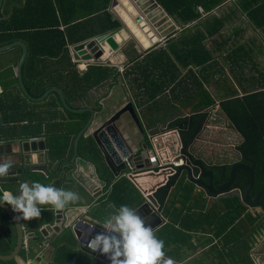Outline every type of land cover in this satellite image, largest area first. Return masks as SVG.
<instances>
[{
	"label": "crops",
	"instance_id": "crops-1",
	"mask_svg": "<svg viewBox=\"0 0 264 264\" xmlns=\"http://www.w3.org/2000/svg\"><path fill=\"white\" fill-rule=\"evenodd\" d=\"M155 1L177 29L149 47L130 32L142 31L136 15L127 9L118 11L113 7V0H4L1 15L22 20L26 25L55 23L60 31L70 34L78 43L112 33L118 29L112 30L113 24H119L122 29L112 38L116 51L111 56L104 55V62H77L72 56L74 44L69 45L71 65L78 75L73 76L68 85L71 103L78 107L71 108L92 109L98 117L105 114L108 118L131 102L140 115L144 134L129 114L124 116L127 131L121 129L135 149L143 151L142 146L146 145L148 150L153 149L159 161L172 160V146L179 142L181 135H159L179 130L186 140L201 137L207 154L212 155L207 163L215 166L217 172L221 166H227L229 171L238 158L233 147L244 144L246 137L250 142L254 136L255 141L260 139L264 145V0H161L167 3L169 11L160 0ZM20 53L12 49L0 54V95L5 87L19 86L16 69ZM64 67L65 70L70 68L69 63ZM47 98L37 102L45 100L44 104L48 103ZM0 99H4V104L11 100L2 96ZM14 107L6 115L0 113V124L6 119V129L12 134L17 132L21 139L2 144H19L21 153H29L35 162L36 153L42 154L49 170L48 175L27 171L22 164V180L31 183L35 182V176H40L44 185L52 184L80 196L78 202L70 203L61 211L43 206L42 210H48L47 217L51 221L42 229L47 225L58 227L57 231L52 230L56 233L55 239L66 229L75 236L71 224L83 219L100 227L94 221L103 222L117 209L104 199L122 178H127L143 198L159 181L147 176L145 170L122 172L115 177L106 163V169H99L86 161L80 154V145L78 152L74 148L75 139L83 129L78 134L71 133L77 130L78 122L69 120L64 108ZM73 113L91 116L89 111ZM28 119L33 120L29 127ZM24 130L29 137L22 138ZM257 131L261 136H255ZM56 140L64 152L61 160L50 157V145ZM68 141L69 146L65 148ZM6 183H16L14 194L19 195L21 181ZM162 205L163 223L154 233L170 225V234L176 239L167 247L165 256H169L166 258L171 257L179 264H201L198 260L211 251L212 259L207 264H264V210L259 205L251 207L233 193L213 196L190 188L171 192L167 199H162ZM210 221H214L215 228L224 224L237 238L240 233L248 232L241 228L242 222L249 228L248 263L241 260L234 236L229 242L223 233L209 226ZM75 239L81 250L76 236ZM229 250L231 256L225 253ZM42 255L44 262L51 264L53 254L45 252ZM39 256V253L28 256L22 264H34ZM94 258L111 264L108 258L109 262Z\"/></svg>",
	"mask_w": 264,
	"mask_h": 264
},
{
	"label": "water",
	"instance_id": "water-1",
	"mask_svg": "<svg viewBox=\"0 0 264 264\" xmlns=\"http://www.w3.org/2000/svg\"><path fill=\"white\" fill-rule=\"evenodd\" d=\"M3 4L4 0H0V17ZM113 7L120 12L126 9L131 10L136 15V21L143 27L142 32L147 28L148 31L152 32L157 38L156 42L168 38V36L177 29V26L167 15L166 11L155 0H113ZM130 25H127V27H130ZM121 29L122 28H118L112 33L101 34L92 39L74 44L71 47L73 59L77 62L87 63L97 61L104 62V55L107 54L111 56L116 51L117 47L113 46L112 38ZM130 32L137 38L134 31L131 30ZM16 47L22 49L16 72L19 86L24 96L28 99L40 101L47 98L51 93H56L59 95L65 109L72 112H91L89 121L75 139L74 148L76 152H78V145L81 137L89 134L88 136L93 138L104 157L108 169L115 177H119L122 172L145 170L147 176L159 180L154 187H152L151 192L146 193L142 205L135 210L145 220L146 226H150L153 231L163 223L161 218L163 208L162 199H167L171 192L177 190L192 188L195 192H204L207 195L213 196L233 193L234 195L240 196L242 201L251 207H256L260 199L264 196V182L255 194H251L257 173L256 161L246 152V147L249 142L248 137H246L245 143L242 144L240 148L241 159L231 164L229 171L227 170V166H221L218 167L220 172H217L215 166H211L207 163V159L209 157L212 158V155L207 154L205 141L202 140L201 137L186 140L183 136V131L181 132L178 130V136L181 135L182 138L172 146V152L174 154L173 160L178 163V166L174 167L175 171L172 175L166 177L167 172L165 166H160V161L156 158L153 149L148 150V146L146 145L142 146L143 151L135 149L133 144L126 139L122 132L121 128L125 131L128 129L124 116L129 114L133 123L144 134L140 115L131 102L126 103L120 107L118 111L114 112L113 115L106 118V116H104L105 114L98 117L92 109H72L68 105L63 93L56 88L47 90L40 98L35 99L29 94L23 81V66L28 55V49L25 43L16 41L2 46L0 47V54L8 52ZM206 129H204V132ZM240 132L243 133L241 130ZM19 147L20 145L16 143H0V164L5 162H11L12 164L9 174L5 177H0L1 183L9 181H21V183H23L22 164L26 165L25 170L27 171H38L48 175V166L45 164L42 154L36 153L35 162L33 157L30 159L29 153H21ZM16 148L17 152L13 154ZM38 161L39 163L37 164ZM240 171L245 172L248 177V182L245 187H241L240 182L238 183V174ZM260 172L264 173V164ZM219 183L220 185H218ZM0 207L13 221L17 233V241L14 250L9 255L0 254V260L8 261L15 258L23 248V241L26 235L29 239H33L38 243H47V241L51 243L55 240L56 233H52V230L55 228L57 231L59 229L58 227L47 225L43 229H40V237H35L34 231H30V233L25 232L21 221L16 219L17 215L10 205L0 202ZM152 224L155 225L152 226ZM103 231L101 227L84 219L77 221L73 229L76 238L82 246L81 250L83 252L109 262L107 256L100 252L93 253L87 247L88 240ZM39 254L40 256L35 259L34 264H47L44 262L45 257L40 252ZM175 262L179 264L177 260H175Z\"/></svg>",
	"mask_w": 264,
	"mask_h": 264
},
{
	"label": "trees",
	"instance_id": "trees-1",
	"mask_svg": "<svg viewBox=\"0 0 264 264\" xmlns=\"http://www.w3.org/2000/svg\"><path fill=\"white\" fill-rule=\"evenodd\" d=\"M160 4H162L168 11L170 10L169 6L164 1L160 0ZM56 26L57 25L55 23L48 25H26L22 20L7 19L3 18L1 15L0 47L16 41H21L27 46L28 55L23 66V81L27 91L33 98H40L47 90L51 88H58L62 90L66 96L68 105L72 108H78L77 106L73 105V103H71V95L68 89L69 83L72 82V77L77 75L76 70H74L71 65V57L68 47L70 44H76L79 41L71 39L70 34L63 33ZM112 27H114L112 30L117 29L119 28V24H113ZM14 49H17L22 53V49L20 47H16ZM67 62L69 63L70 68H66L65 70L64 65ZM17 81L18 80H16V83ZM0 96L9 97L11 99L9 100V104H4V99H0V113L5 115L11 109V107H14V104L16 105L15 107L23 108H34L36 106H59L64 108L59 95L56 93H52L47 98L48 103L44 104L45 100L43 103H38L37 100L28 99L26 96H24L21 93L19 86H15V88L12 90L3 91ZM64 113L67 115L69 120H76L78 122L76 125L78 126L77 130H73L71 132L72 134H78L84 128L90 118L88 113H73L72 111L66 109ZM3 122L4 124H0V143L9 142L14 139H21L17 132L12 134L6 129L8 123L6 119H4ZM27 123L29 124L27 127H29L33 124V120L28 119ZM72 125L75 126L74 124ZM17 128L19 127L15 126V129ZM21 133H23L22 138L29 137L25 130ZM255 139L256 138L254 136L250 138V142L246 147V152L250 157H254L256 159L257 170H260L262 164H264V145L260 139H258L259 141H255ZM69 143L70 141L66 143L65 148H68ZM79 145L80 148H82L80 154L86 161L96 165L99 169H101V167L106 169L104 157L91 136H87L86 138L82 137ZM50 157L59 160L64 157V152L59 146V140L54 141V143L50 145ZM102 177L104 176L102 175ZM34 180L35 182L44 184V179L40 176H35ZM261 181L262 178L257 180V186ZM240 185L242 186L243 182H240ZM16 188V183H0V189L10 191L13 194L16 193ZM0 195H2V193H0ZM128 199L130 200L127 202ZM143 200V196L132 185V183L127 178H122L112 187L110 193L104 199V202L112 203L117 209L121 205H127L135 210L140 204H142ZM48 214V210L43 209L41 211V216L38 219H33L30 221L20 220L25 232L30 233V231H34L35 237H38L40 234V229L49 221H51V218L47 217ZM213 223L214 221H210L209 226L211 225L214 229L218 230L219 233H223V237L228 239L229 242H231L230 239H232L234 236L237 249L239 246V250L241 252V260L248 263L250 247L247 242V236L249 235V228L242 222L240 224L241 228L247 230L248 232L240 233L239 237L237 238V235L234 233V231H228L227 226L224 224H221L219 227L215 228ZM254 226L255 225L252 224V227ZM171 229L172 227L170 225H166L155 235L158 239L164 241V251H166L167 247L170 246V243H175L176 241L175 238H172V234H170ZM166 236L168 238H165ZM67 240L69 242H67ZM16 241L17 233L15 225L8 214L0 207V254H11L16 246ZM76 245L77 241L72 231L70 229H66L57 239L49 244V247L45 251L42 250L43 243H38L31 239L28 252L24 249H21L15 258L8 261L0 260V264H22L26 262L28 256H34L39 252L42 254L46 252L47 255L48 253L51 255L53 254L52 262L50 261L51 264H103L98 259L80 250V248H78ZM225 253H230V256L232 255L231 250L226 251ZM60 255H62L61 258H59ZM167 255L169 256V254H166V256ZM210 255H213L211 251L209 253L206 252V254H204L201 259L198 260V262L201 264L209 263L212 259ZM170 256H173V253H171ZM73 261L75 263H71ZM193 263L194 262H188L184 264Z\"/></svg>",
	"mask_w": 264,
	"mask_h": 264
},
{
	"label": "clouds",
	"instance_id": "clouds-1",
	"mask_svg": "<svg viewBox=\"0 0 264 264\" xmlns=\"http://www.w3.org/2000/svg\"><path fill=\"white\" fill-rule=\"evenodd\" d=\"M11 168V162L0 164V177L7 176ZM0 193V202L20 213L16 219L23 221L40 218L43 206L61 211L80 200L76 192L40 182L21 183L19 195L2 189ZM94 223L104 231L88 240L87 247L93 253L107 256L111 264H176L171 257L166 258L164 241L158 239L145 220L127 205H121L103 222Z\"/></svg>",
	"mask_w": 264,
	"mask_h": 264
},
{
	"label": "flooded vegetation",
	"instance_id": "flooded-vegetation-1",
	"mask_svg": "<svg viewBox=\"0 0 264 264\" xmlns=\"http://www.w3.org/2000/svg\"><path fill=\"white\" fill-rule=\"evenodd\" d=\"M255 134V136L256 137H258V136H261V133L259 132V131H257V132H255L254 133ZM241 146H242V143H241V145H238L237 147H233L234 148V153L236 154V155H238V158H237V160H240V158H241V152H240V148H241ZM252 159H254L255 161H256V159L254 158V157H251ZM227 170H228V168H227ZM261 170V169H260ZM260 170H257V161H256V177H255V184H254V186H253V190L251 191V194L253 195V194H255L256 192H257V190L261 187V185L263 184V182H264V173H261L260 172ZM239 176H238V183L239 182H243V185L241 186V187H245L246 186V184H247V182H248V177H247V175H246V173H244V172H239V174H238ZM259 178H262V181L260 182V184L257 186V180L259 179ZM263 200H264V196L262 197V199H260V201H259V206L260 207H262L263 208V210H264V204H263Z\"/></svg>",
	"mask_w": 264,
	"mask_h": 264
},
{
	"label": "built area",
	"instance_id": "built-area-1",
	"mask_svg": "<svg viewBox=\"0 0 264 264\" xmlns=\"http://www.w3.org/2000/svg\"><path fill=\"white\" fill-rule=\"evenodd\" d=\"M171 134H176L178 135V131L177 130H172V131H168L167 133H163L161 135H159L160 137H165V136H168V135H171ZM154 141L156 142V139H154ZM160 166H165V169H166V172H167V175L166 177L172 175L175 171L174 167L178 166V163H176L173 159L172 160H168V161H160ZM128 176V175H127ZM129 177V176H128ZM15 214L17 216L20 215V213H17L15 212ZM75 227V223L71 224V228L74 229ZM30 240L28 238V236L26 235L25 238H24V241H23V248L25 251H29V248H30ZM48 244L47 243H43V246H42V250H45L47 248Z\"/></svg>",
	"mask_w": 264,
	"mask_h": 264
},
{
	"label": "bare ground",
	"instance_id": "bare-ground-1",
	"mask_svg": "<svg viewBox=\"0 0 264 264\" xmlns=\"http://www.w3.org/2000/svg\"><path fill=\"white\" fill-rule=\"evenodd\" d=\"M131 25H133V23H131ZM136 35L138 36L141 43L145 45V47H149L153 42L157 41V38L152 32H149L147 28L144 30V32L136 31Z\"/></svg>",
	"mask_w": 264,
	"mask_h": 264
},
{
	"label": "rangeland",
	"instance_id": "rangeland-1",
	"mask_svg": "<svg viewBox=\"0 0 264 264\" xmlns=\"http://www.w3.org/2000/svg\"><path fill=\"white\" fill-rule=\"evenodd\" d=\"M5 90H12V88L5 87V88H4V91H5ZM263 228H264V223H263Z\"/></svg>",
	"mask_w": 264,
	"mask_h": 264
}]
</instances>
